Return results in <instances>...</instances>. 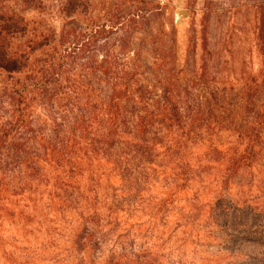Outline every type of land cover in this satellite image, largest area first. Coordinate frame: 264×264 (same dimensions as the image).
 <instances>
[{"label":"trees","instance_id":"trees-1","mask_svg":"<svg viewBox=\"0 0 264 264\" xmlns=\"http://www.w3.org/2000/svg\"><path fill=\"white\" fill-rule=\"evenodd\" d=\"M11 1L0 0L3 264H166L187 242L214 243L217 204L264 214V10L245 52L204 29L181 62L174 35L151 33L161 0Z\"/></svg>","mask_w":264,"mask_h":264},{"label":"rangeland","instance_id":"rangeland-1","mask_svg":"<svg viewBox=\"0 0 264 264\" xmlns=\"http://www.w3.org/2000/svg\"><path fill=\"white\" fill-rule=\"evenodd\" d=\"M12 1L9 3L11 7H13ZM263 5L264 0H161L157 11L150 15L151 33L174 35L181 62L194 51L191 42L193 35L199 37V32L204 29L210 36V40L213 39L212 42L222 41L230 33H233L234 36L237 35L234 37L233 50L234 52H245L248 43L253 38L254 28L263 13ZM47 8H49L48 2H43L40 5L42 12L43 10L46 12ZM38 15L31 10L25 11V16L29 18ZM197 40L201 39H196V49L200 50L201 42L197 43ZM257 59L253 53L254 65H257ZM213 211L210 224H217L218 227H221V232L213 235L215 241L208 245L211 248L205 244L203 248L196 251L197 248L187 242L185 250L177 249L176 253L169 258H164L163 261H166V264H202V261L205 262L204 264H213L211 261H214V264H264V214L258 216L250 214L253 213L250 212V208H242L237 212H235L236 209L222 212L219 204ZM213 217H215V222L212 220ZM210 228L213 230L211 226ZM8 229L12 234L22 237V233L15 232V228L6 223L4 230ZM175 232L176 236L173 241L168 243V248H176V245H179V242L181 243L184 239L178 229ZM5 233L3 236L10 238L8 233ZM226 235L228 236L226 237ZM43 237V233H34L30 239L26 236L29 242L26 246L33 251L37 247H42ZM243 237L247 238L249 243H243L241 240ZM15 239L18 238L15 237ZM155 246H158L157 243ZM16 257L20 263L29 261L26 255H24V259L18 254ZM42 259H44V255L40 256L34 264H48L46 259L45 261ZM0 264H3L2 260H0Z\"/></svg>","mask_w":264,"mask_h":264}]
</instances>
